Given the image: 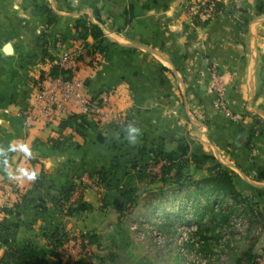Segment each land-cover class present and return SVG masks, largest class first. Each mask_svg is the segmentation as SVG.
I'll list each match as a JSON object with an SVG mask.
<instances>
[{
	"label": "crops",
	"instance_id": "0c3cea01",
	"mask_svg": "<svg viewBox=\"0 0 264 264\" xmlns=\"http://www.w3.org/2000/svg\"><path fill=\"white\" fill-rule=\"evenodd\" d=\"M217 1L213 20L191 28L186 0H0V180L24 196L0 200V221L16 241L45 251L47 264H56L47 253L52 234L99 238L78 264H181L156 257L125 223L127 191L154 185L146 172L159 173L163 159L183 164L194 182L227 172L242 201L237 215L250 224L249 241L236 243V264H247L243 251L264 252V0ZM81 24L97 26L101 40L94 43ZM68 52L78 55L86 92L123 113V127L84 118L80 131H61L71 106L50 122L27 121L39 115L35 85ZM211 67L238 122L215 106ZM70 187L69 203L86 210L65 217L55 204ZM218 230L195 238L206 257ZM230 248L232 241L225 253Z\"/></svg>",
	"mask_w": 264,
	"mask_h": 264
},
{
	"label": "built area",
	"instance_id": "2783aa9c",
	"mask_svg": "<svg viewBox=\"0 0 264 264\" xmlns=\"http://www.w3.org/2000/svg\"><path fill=\"white\" fill-rule=\"evenodd\" d=\"M186 18L191 28L204 27L218 13L217 0H186ZM78 62V55L75 52H68L61 55L54 65L62 72L57 78L45 77L37 83L34 88V109L38 112V117L30 113L27 121L50 122L54 119L55 113L61 111L66 106H71L73 115L80 118H91L100 126H112L120 128L125 125L123 113L113 111L106 101L86 92L82 80L76 76L75 66ZM211 91L214 96L215 106L219 112L229 121L238 122L239 117L233 114L226 106L225 94L226 83L218 73L216 67L210 69ZM23 194L19 192L13 183L0 180V200L3 204H8L22 199ZM250 231L248 220L241 216H233L228 228L217 231L218 243L212 256L206 257L200 250V242L196 239H180L179 247L183 243L189 245V249L180 250L183 264H226L224 246L231 241L240 242L247 237ZM89 239L74 236L73 241L68 244L66 250L61 254L59 264H78V255H90L92 247ZM253 264H264V252L258 255Z\"/></svg>",
	"mask_w": 264,
	"mask_h": 264
},
{
	"label": "trees",
	"instance_id": "16d2710c",
	"mask_svg": "<svg viewBox=\"0 0 264 264\" xmlns=\"http://www.w3.org/2000/svg\"><path fill=\"white\" fill-rule=\"evenodd\" d=\"M78 27L86 35L89 32L94 43H98L101 40L102 33L97 26L89 24L86 27L81 24L77 26V29ZM64 73L58 68H53L49 77L57 78ZM82 120L77 115L69 116L60 123L59 130L72 129L76 132L80 131L84 126ZM163 160L165 164L160 167L159 175L156 178L162 185L174 187L170 203H175L180 199V207H182L186 201L193 200L189 216L192 215L190 218L196 223V230L190 236V239L197 237L200 240H205L207 234H212L217 229L228 228L231 217L237 215V208L242 201L227 172L215 170L209 178L194 182L183 173L185 170L183 164L174 165L167 159ZM202 186L205 188L203 190L205 191L204 193H202L203 191L200 188ZM72 189L73 187H70L65 190L56 200V209L65 217H72L86 210L85 205L81 203L75 206L69 203ZM190 191H195L196 195L191 197L189 195ZM133 192V190L127 191L125 195L128 208L134 203ZM205 193L210 195L207 197ZM204 200H206V203L201 204L202 202L200 201ZM187 217L188 212L180 210L174 220L169 223L174 228L173 233H176L177 228L187 222ZM80 237L82 239L88 238L91 244L99 245V239L95 235L88 234ZM73 239V236L67 234H62L59 237L55 234L47 236V253L56 260V264L60 263L61 254ZM0 247L5 249L2 258H0V264H47L44 259L46 252L43 250L38 252L32 242L16 241L11 235L10 227L6 225L5 220L0 221ZM241 257L247 264H253L255 259L250 255L249 251H245Z\"/></svg>",
	"mask_w": 264,
	"mask_h": 264
},
{
	"label": "rangeland",
	"instance_id": "374dc122",
	"mask_svg": "<svg viewBox=\"0 0 264 264\" xmlns=\"http://www.w3.org/2000/svg\"><path fill=\"white\" fill-rule=\"evenodd\" d=\"M161 165H164V162ZM183 173L188 176L187 178L191 179L186 169ZM146 174L150 176L149 178L153 179L151 182H153L154 179H156V181H154V185L145 186L138 184L132 189L134 191V203L129 208L126 207L130 216L125 220V223L131 227L138 240L152 244L149 246L152 248L151 251H153L156 257L165 256L171 259L177 257L181 264H183L180 250L181 248L182 250L189 249V245L183 243L182 247H179L178 242L180 239L190 238L196 230V223L191 220L190 217L192 215L189 216L190 206L193 200L190 199L186 201L182 207H180V199L175 203H170L172 201L171 197L174 187L162 185L158 182V178H156V176L159 175L158 170L154 172L150 171L149 174L146 172ZM200 188L202 191L205 189L203 186ZM204 192L205 191L202 193ZM190 194L191 197L196 195L195 191H192ZM208 195L210 194L205 193V196L208 197ZM200 202H202L201 204H205L206 200ZM180 210L188 212L187 222L182 224L181 227H178L176 233H173L174 228L169 223L174 220ZM248 235H250V232ZM249 239L250 238L247 237L244 241H249ZM102 240L103 239H101V242ZM163 243H165V248ZM236 243H238V241H232L230 252L225 253L227 256V264H236L238 261V256H240L238 253L240 250ZM91 245L90 254L92 253V248L97 247L94 244ZM244 249L246 248L244 247ZM81 255L89 256L87 254Z\"/></svg>",
	"mask_w": 264,
	"mask_h": 264
},
{
	"label": "water",
	"instance_id": "95a60500",
	"mask_svg": "<svg viewBox=\"0 0 264 264\" xmlns=\"http://www.w3.org/2000/svg\"><path fill=\"white\" fill-rule=\"evenodd\" d=\"M4 52H5L6 54H9V52H10V47H9L8 45L4 48Z\"/></svg>",
	"mask_w": 264,
	"mask_h": 264
},
{
	"label": "clouds",
	"instance_id": "9594fccd",
	"mask_svg": "<svg viewBox=\"0 0 264 264\" xmlns=\"http://www.w3.org/2000/svg\"><path fill=\"white\" fill-rule=\"evenodd\" d=\"M34 178V177H33Z\"/></svg>",
	"mask_w": 264,
	"mask_h": 264
}]
</instances>
